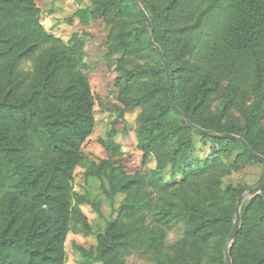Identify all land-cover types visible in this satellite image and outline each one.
<instances>
[{"label":"trees","instance_id":"obj_1","mask_svg":"<svg viewBox=\"0 0 264 264\" xmlns=\"http://www.w3.org/2000/svg\"><path fill=\"white\" fill-rule=\"evenodd\" d=\"M35 1L0 0V61L7 62L0 74L13 75L21 60L40 51L35 72L18 82H27L23 93L16 98V83L0 98V264L65 263L70 181L84 164L80 146L94 127L81 51L44 31ZM97 1L101 13L117 20L114 53L150 55L152 64L136 76L150 82L138 84L133 107L142 109V164L153 158L156 165L129 175L105 160L88 174L104 183L109 199L124 196L106 224L108 242L90 260L125 264V255L136 253L152 264H225L237 199L247 189H223L222 179L238 159L261 163L234 140L189 128L172 109L163 63L135 0ZM136 1L168 65L178 109L195 126L242 138L264 158V0ZM79 15L88 19L86 11ZM234 115L244 125L229 119ZM198 144H210L205 157L196 154ZM175 222L185 232L180 248L165 241ZM198 245L200 255L189 260L187 251ZM229 257L232 264H264V189L243 202Z\"/></svg>","mask_w":264,"mask_h":264},{"label":"rangeland","instance_id":"obj_2","mask_svg":"<svg viewBox=\"0 0 264 264\" xmlns=\"http://www.w3.org/2000/svg\"><path fill=\"white\" fill-rule=\"evenodd\" d=\"M35 5L40 10V25L48 35L65 45L75 44L80 49L83 65L81 72L88 79L94 97V127L80 146L84 164L75 168L70 181L71 213L69 232L64 241V264H101L90 258L96 257L102 245L108 242L105 237L106 224L115 218L124 196L117 195L113 200L109 199L104 193V183L88 174L105 160L123 166L129 175L154 170L156 163L153 158L145 166L142 164V152L137 140L138 120L142 109L133 107L138 84L150 82L144 78H136L142 67L152 64L150 55L147 51L114 53L117 20L111 13H101L96 7L97 0H36ZM78 11H86L88 19L76 16ZM46 47L45 44L41 49ZM39 54L38 50L21 60L13 75L0 74V98L21 78L32 76ZM6 63L0 61V69ZM26 84L27 82L24 85L18 83L16 98L23 93ZM210 110L215 111V104L211 105ZM236 118L237 115H234L229 119L234 120L238 126L244 125L242 119ZM112 132L113 136H110ZM194 138L198 140L197 136ZM113 148L118 149L119 155L113 154ZM209 148L210 144H198L196 154L205 157ZM179 178L176 175V179ZM263 178V165L238 159L233 164L231 173L222 179V187L239 186L249 189ZM164 179H169L168 174ZM165 241L180 248L185 241L184 227L180 222H175L167 231ZM76 247L90 256L83 255ZM200 253L198 245L187 251V258L196 260ZM124 260L125 264H152L146 257L136 253L125 255Z\"/></svg>","mask_w":264,"mask_h":264},{"label":"water","instance_id":"obj_3","mask_svg":"<svg viewBox=\"0 0 264 264\" xmlns=\"http://www.w3.org/2000/svg\"><path fill=\"white\" fill-rule=\"evenodd\" d=\"M139 11L141 12V14L143 15V17L146 20V24H147V28H148V42L150 44V46H152L154 48V50L158 53L164 69H165V74H166V80H167V85H168V101L170 106L172 107V109L178 114V116L181 117V119L184 121V123L189 127L194 129L195 131L199 132L200 134H204V135H208L210 137H214V138H229L231 140H234L235 142L239 143L242 145V147L244 148V150L255 160H257L258 162H260L263 165L264 168V158L257 154L256 152H254L247 144L246 142L235 135H231V134H217V133H213L211 131L208 130H204L198 126H195L194 124H192L187 117L178 109V107L176 106L175 102H174V98H173V94H172V85H171V79H170V73H169V68L168 65L164 59V56L160 50V48L153 42L151 34H150V21L146 15V13L144 12V10L139 6L138 2L135 0ZM264 189V178L256 185L253 186L249 189H247L245 192H243L239 198L237 199V204H236V208H235V217H234V221L232 224V228L231 231L229 233V236L226 240V244L224 247V255H225V264H232L231 263V259L229 257V249H230V243L235 239L236 234L240 228V209L242 207V204L244 202L245 199L249 198V197H254L258 194H262Z\"/></svg>","mask_w":264,"mask_h":264}]
</instances>
